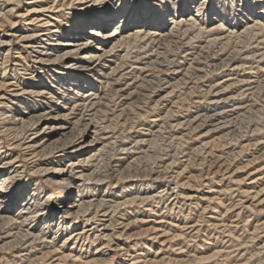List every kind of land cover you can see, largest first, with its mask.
I'll return each mask as SVG.
<instances>
[{"label":"bare ground","instance_id":"6f19581e","mask_svg":"<svg viewBox=\"0 0 264 264\" xmlns=\"http://www.w3.org/2000/svg\"><path fill=\"white\" fill-rule=\"evenodd\" d=\"M124 2L135 3V0H124ZM181 2L182 0H177L178 5ZM214 3L215 7L212 11L205 14L207 10H201L200 16L194 22L191 16L184 15L189 10L187 4L184 8L174 9V15L163 21L150 17L143 10L122 8V0H100V3H96L95 0H0V13H2L0 31H4V35L0 36V264H205L211 263L210 261L223 254L218 250L219 247L212 253L203 251L197 254L196 251V253L184 251L183 247L187 246L181 244H184L187 238L183 233L185 227L182 223L161 216L159 213L161 209L151 207V203L161 198L162 191L160 194L156 190L153 191L154 187L151 183H148L147 188L144 189L145 186L141 187L135 183L136 180H133L130 174L134 167L138 169V161L143 157L141 154L144 147L141 144L145 143L144 132H152L154 128L147 124L143 125L142 132H139L144 137H134L130 129L137 127L135 128V125L132 127L134 123L130 120L132 117H129L134 115L133 121L136 117L148 119L146 114L141 113L144 111V106L139 100L138 92L139 89L141 91L145 79L147 80V72L158 64V59L155 58L158 55L155 56L156 53L150 47L166 39L177 38L180 34L188 33L193 29L199 37L206 36L205 33L208 37L217 36L214 33L218 30L228 32V25L241 26L242 31H238L237 36L247 34L248 37H259L263 39L261 42H264V26H261L259 20L246 14L237 15L236 0H214ZM117 16H119V27H114L111 22L117 19ZM125 16L128 17L127 20L124 19ZM8 27L11 29L6 30ZM229 33L232 35L235 31L231 30ZM224 35L222 37L226 38ZM228 36L226 39L231 38ZM190 38L192 40V37ZM218 40V37H213L206 41L213 45ZM15 41L21 46L11 49ZM209 43L203 48L209 46ZM245 59L264 63V51L248 54ZM182 60L177 63H183ZM259 66V70L264 72V64ZM233 80L234 78H229L203 90L204 103L207 99H212L211 106H207V114L210 109L217 114L210 117L206 112L205 115L198 112L196 117L188 121L187 126L192 130H198L202 128V118H204L205 121L210 119L212 126L216 128L213 130L209 127L207 131L209 135L205 132L208 140H205V135L201 136L205 141H202L201 147L191 150L193 156L203 154L201 152L208 147L216 149V152L226 147L224 133L222 135L215 133L223 129L221 126L217 127L215 120L228 108L226 105L228 102L230 104L238 102L237 96L229 93L228 90L233 84L239 85L243 82L242 84L252 86L257 82L245 81V79L236 82ZM263 83L264 81L262 84L261 82L258 83L259 85L255 84L253 88L255 95L263 89ZM167 97L162 95L160 99L157 97L155 100L153 112L159 110V113L153 117L150 124L158 125L165 118L173 115L172 108L177 102L167 100ZM164 101L168 102V105H164ZM235 108L237 111L235 113L239 115L246 116L248 113L241 107ZM181 125L183 123L173 127H178L176 130L179 131ZM187 126L185 129L188 128ZM179 135L174 137L175 142L188 144L184 142L186 136ZM132 143L134 146L130 147ZM118 144H120L119 148ZM184 144L181 146L186 147ZM240 144L242 147L232 155L227 154L226 157L219 155L215 165L208 168L207 174L228 175V179L238 185H245L244 193L254 201L249 208L263 213L264 165L258 166V162L264 160V156L246 160V164H242L237 169L231 167L234 165L232 163L246 155L248 148L250 150L252 145H260L259 143ZM146 151L144 150V153ZM211 155L213 156V153ZM128 157L134 159L137 166L132 167L127 160ZM186 170L187 168H184L175 175L180 178ZM244 170L248 175L242 174L241 176L245 177L241 178L239 173L242 171L244 173ZM176 176H172L171 179H177ZM201 177L190 174L181 178L185 180L178 184L181 187V194L187 203L191 204L189 206L186 203L189 207L194 206V210L200 207L202 214L211 213L221 217L225 203L222 181L216 183V188L209 184L204 189H200L205 185L199 187L190 184L191 180L199 181ZM109 202L111 205H108ZM103 204L107 206L103 207ZM141 204L143 207L140 206ZM137 209L140 210V214ZM228 212L225 211V214ZM178 214L176 213V217ZM237 218L239 219L238 216ZM260 225L264 227V222ZM195 229L197 231V228ZM134 230L136 232L132 233ZM123 240L125 243H121L124 242ZM113 242L115 247L112 245ZM175 246L180 248L175 251L177 256L173 257L169 252L174 250Z\"/></svg>","mask_w":264,"mask_h":264},{"label":"rangeland","instance_id":"374dc122","mask_svg":"<svg viewBox=\"0 0 264 264\" xmlns=\"http://www.w3.org/2000/svg\"><path fill=\"white\" fill-rule=\"evenodd\" d=\"M227 28L229 29V31H231V30L235 31V34L232 33V35H231L229 33V31L225 32L226 30L225 31L222 30L223 31V33H222V31L218 30V31H216L214 33L215 35L217 34V36L208 37V35L205 33L206 36L202 35L201 37H199V36H197L196 30L193 29V30H189L188 33L180 34L179 36H177L178 39L175 38V37H174L175 39L174 38L173 39H166V40L160 42L159 44L150 47V49L156 53L155 56L158 55L157 57H155L156 59H158L157 60L158 64H156V67L155 66L153 68L151 67L152 68L151 71L147 72V74H148V75L146 74L147 80L145 79V81L143 82V86H141L142 87L141 91L139 89V92H138L139 100L142 102V105L144 106V111H141V113H143L144 115L146 114L148 119L136 117V119L133 121L132 118L134 117V115H130L129 117H132L130 120H131L132 123H134V124H132L133 125L132 127H134V125H135V128L137 127L136 129H132V130L130 129V131H133L132 135L134 137L140 138L141 136H143L142 133H141L142 132L141 129H143V127H144L143 125H146V124L149 125V126L154 127L153 128L154 132L153 131L149 132V133L148 132H144V134L146 133L145 137L143 136L144 140H145L144 142L145 143L147 142V143H146V145H145V143L141 144V146L144 147L142 149L143 153L141 154V156L143 155V157H142L141 161H138V169H136L137 167L136 168L134 167V165L137 166V163H135V161H133L134 159L132 160L131 158H129L130 157L129 156L127 158V160H128L129 163H131V166L134 167L133 169L131 168L132 170L130 171V174L132 175L133 180H136L135 183H138L139 185H141V187L145 186L144 189L147 188L146 185L148 183H151L153 185V187H154L153 191L156 190V192H158L159 194L162 191V193H161L162 194V196H161L162 199L158 198L157 201H155L154 203H151L152 204L151 207H156L157 210L161 209V210H159V213H160L161 216L167 217L169 219H172V220H175V221H177L179 223H182V226L185 227L183 233L185 235H187L186 236L187 238H186V242L184 244H181V245H183V246L186 245L188 247V249H186L187 247H183L184 251L188 250L189 252L192 251V253L193 252L194 253L197 252V254H199L200 252H203V251L204 252L209 251L210 253H212V252L216 251L218 249V247H219L218 250L222 251L223 254H221L219 256V258L217 257V258L213 259L214 261L213 260L210 261L211 263L208 262V263H205V264H236V263L237 264H264V248H263L264 247V229H263L264 227H263V225H260V224H263V222H264V217H263L264 216V210H263V213H260V210H258V211L254 210L253 211L252 209L249 208L253 204L254 201H252L253 200L252 197H248L244 193L245 187H243V186H245V185H238L233 180L228 179L229 178V177H227L228 175L227 176H222V175L213 176V175H208L207 174L208 168H210L211 165H212V167L215 165V161H216V159H217V157L219 155H221L222 157H223V155H224V157H226L227 154L228 155H232L234 153V151L239 150V148L242 147L240 143H242V144L259 143L260 145L259 146L258 145L257 146L252 145L250 147V150L248 148L247 152L245 153L246 155L244 154L245 155V156L243 155L244 157L240 158V160H236L237 162L232 163V165L233 164L235 165V163H236V165L235 166L233 165L231 167H235L237 169V167L242 166V164L245 165L246 164V160H250V159L254 160L256 158L264 156V87H262L263 89H261L259 93H256V95L254 94L255 92H253L254 91L253 88H254L255 84L257 85L260 82L262 84V81H264V72L259 70L260 69L259 65L264 64V63L256 61V60H248L247 61V59H245V56L248 55V54L251 55L252 53H255V52L258 53L260 51V53H261L262 51H264V42H261L263 39H260L259 37L258 38L256 36L248 37L247 34H244V35H247L246 37H244L243 34L238 35V36H240V37H238L236 35V33L239 34V32L242 31V28H241V26L239 27V25H234V26L233 25H230V26L228 25ZM9 29H11V28L8 27L6 30H9ZM227 33H228V35L229 34L230 35L228 36ZM224 34L226 35V38H227V36H228V38H230V36H231V38L230 39H226V38L222 37ZM3 35H4V31H0V36H3ZM218 35H221V36H218ZM234 35H235V37H234ZM236 36H237V38H236ZM190 37H192L193 42H191L192 40H191ZM213 37H218L219 40L216 41L215 44L211 45V43H209L208 41L211 38H213ZM168 40H170V41H168ZM206 40H208V41H206ZM222 40H225V41H222ZM165 41H167V42H165ZM226 41H227L228 45H227ZM204 42H206L207 44L209 43L210 45L207 46L206 48H203L204 45H207ZM220 42L222 43V45H221ZM223 43H224V45H223ZM259 45H261V46H259ZM12 46L13 47H11V49L12 48L15 49L17 47H20L21 44H19L18 41H15ZM222 48H224L225 50L222 49ZM179 49H180V51H179ZM198 50L199 51L201 50V51L199 52ZM226 50H227V52H226ZM15 51L16 50H14V52ZM187 52H189V53H187ZM243 52H245V53L242 54ZM190 56H191V58H190ZM240 58H242V59H240ZM12 59H13V57L11 58V60ZM182 59L184 60V62L181 63V64H178L177 62L179 60L181 61ZM197 59L199 61H197ZM227 59H229V61H227ZM185 60H187V61H185ZM230 60H233V61L231 62ZM243 60H244V62H243ZM236 61H238V62H236ZM191 63L194 64V65L191 66L190 65ZM246 63H248V64H246ZM254 63H255V65H254ZM243 64H244V66H243ZM226 65H227V67H226ZM239 65H240V68H239ZM176 66H178V67H176ZM197 67H198V70L200 72L197 70ZM178 68L179 69L181 68V69L177 70ZM236 71H237V73H236ZM150 73H151V75H150ZM175 73L178 76V78H176L177 76H175ZM232 75H234V76H232ZM258 76H259V78H258ZM238 77H240V78H238ZM252 77H254V78H252ZM255 77H257L258 80H256L257 78H255ZM229 78H234V80H233L234 82L240 81V80H244V79H245V81H253L254 80V81H257V82H254V84L252 86H251V84L250 85L242 84L243 82L239 83V85L238 84H236V85L233 84L232 87L233 86L234 87L233 88L231 87L228 90L229 93H232L235 96H237L238 102H231V104H230V102H228L226 104L228 108H226L223 111V113L218 116L219 118H216V120H215V123L218 125L217 127H220V126L223 127V129L217 130V132H215V133L216 134L218 133V135H219V133H220V135H222V133H224V135H225L224 146H226V147L220 149L221 151L217 150V152H216V149L214 150L211 147H208L209 149L206 148L204 151L206 153H207V151H209L211 153L208 152L206 154L203 151L201 153H203L205 155H203V154H199V155L198 154L197 155L194 154V156H193L192 155L193 153H191L193 151V149L195 147L198 148L200 145H202V143H203L202 141H205V140L209 139V138H206L207 135H209V133L207 132L209 127L213 128V130H214L216 128V126H212L210 119H207L205 121V119L202 118V120H203L202 121L203 123L201 124L202 128H199L198 130L193 129L194 130V132H193V130L190 129L187 126V125H189L188 121L192 120L193 117L194 116L196 117V115L199 114V113H203L205 115V112H206V115L207 116L210 115V117H211V115L215 116L217 114V113L215 114V112L211 111V109H210V112H208V114H207L206 109H207L208 105H209V107L211 106L212 99H207L206 103H204L205 100L203 98L204 97V95H203L204 91L203 90H207L209 86L214 85L217 82L218 83H222V82H224V80L226 81ZM248 79H250V80H248ZM139 81H140V79H139ZM158 82L161 83V84H159ZM263 85H264V83H263ZM160 87H161V89H160ZM246 89H248V90H246ZM168 90L170 91V93H169ZM189 90H191V91L189 92ZM142 92L144 93V95H143ZM191 92H192V94H191ZM166 94L169 95V96L167 97ZM185 94L188 97L185 96ZM240 94H243V95H240ZM252 94H253V97H252ZM140 95H141V97H140ZM162 95H164V97H167V100L169 99V100H174L172 102H177L175 104V107L172 108L173 109V112H172L173 115L168 117L167 119L165 118L163 120L166 123H163V121H162L158 125L150 124L151 120L154 119L153 117L158 115L157 113H159L158 112L159 110H157V112L156 111L153 112L154 110H153L152 107L154 106L155 100L157 99V97L160 99L162 97ZM183 95H184V97H183ZM177 96L178 97L180 96L179 97L180 99ZM207 96L209 97L210 94H208ZM207 96H206V98H208ZM238 96H239V98H238ZM240 96L244 97L246 99H244V98L242 99ZM141 98H142V100H141ZM151 100H153V101H151ZM257 100H258V102H257ZM181 101H183V102H181ZM163 103H164V105H168V102H166V101H164ZM238 104H240V105H238ZM247 104H248L249 108L247 107ZM150 105H151V107H150ZM177 105H179V106H177ZM235 107H241L242 110H245L246 112H248L247 115L245 116V115H239L238 113H235V112H237ZM244 107H245V109H244ZM228 109H230V110H228ZM221 111H219V113H221ZM257 112H259V113H257ZM191 114H194V115L191 116ZM251 114H252L253 117L251 116ZM221 116H223V117H221ZM230 118L232 119L231 121H230ZM207 121H209V122H207ZM223 121H224V123H223ZM234 122H235V124H234ZM179 123L180 124L183 123V125H181V128L179 127V131L180 132L178 130H176V129H178V127H173V126L179 125ZM230 123H231V125H230ZM213 125H215V124L213 123ZM232 125H233V127H232ZM129 126L131 127V125H129ZM182 126L183 127L185 126V127L183 128ZM186 126L188 127L187 129H190V131L185 129ZM158 127L160 128V130H159ZM182 129H184L185 131L182 130ZM255 129H258V130L256 131ZM139 131H141V132H139ZM182 131H184V132H182ZM205 132L207 133V135H206ZM135 133H137V134H135ZM185 133H188V135L185 134ZM183 134L187 137V138L185 137V139H184L185 141L184 142H186L188 144H184V143L181 144V142H178V143H180V144H178L177 141L175 142L174 137H176V135L181 136ZM204 135H205L206 139L204 137L202 139L201 136H204ZM242 138H245V139H242ZM186 139L188 141H186ZM151 141L153 143H151ZM148 142L150 144H152V145H149ZM226 142H228L229 145ZM172 143H174V144H172ZM183 144L186 147L181 146ZM234 144H235V146H234ZM236 144H238V146ZM119 145L120 144L117 145L118 148L120 147ZM132 145L134 146V144L132 143L130 145V147H132ZM150 146H152V147H150ZM146 149H147V151H146ZM227 149H229V150H227ZM144 150L146 151L145 152L146 154L144 153ZM232 150H233V152H232ZM185 152H188V153H185ZM212 153H213V156L211 155ZM190 154H191V156H189ZM214 154H216V155H214ZM261 162H264V160H262ZM261 162L260 161L258 162L259 163L258 166L259 165H264V163H261ZM167 165H169V166H167ZM165 167H167V168H165ZM168 168H170V169H168ZM184 168H187L186 172L189 173V175L193 174V175H195L197 177L199 176V178L202 175H204V177L202 176L199 181H196V180H194V178H192L194 181L191 180L192 183H190L193 186H199V187H202L203 186L202 184H204L205 186L200 188V189H204L206 187V185H209V184L211 186H215V188H216V186H217L216 183L219 180L222 181L221 185L223 186V190H225V192L223 193V202H225V203H224V208H223L224 210L223 209L221 210V212H222V214H221L222 216L220 215L221 217H218V216H216L214 214H211V213L206 214V215L202 214V211H201L200 207L197 210H194L195 209L194 206L189 207L191 204L187 203V200L181 194L180 185L178 186V184L180 182H184L185 181V180H182L181 178H183V177L185 178L186 176L188 177L189 175L186 172L180 178L175 175V173L176 174L180 173ZM149 169H150V171H149ZM248 170H249V168H248ZM246 172L247 171L244 170V173L242 171L241 173H239V175L241 176L242 174H244L245 176H247L248 173L246 175L245 174ZM250 172H252V171H250ZM172 176L173 177L176 176L177 179L176 178L175 179L174 178L171 179ZM245 176H241V178H243ZM212 177H214V178L217 177V178H215V179L213 178L212 179ZM236 179H234V180H236ZM215 180H217V181H215ZM226 180H228V182ZM241 188H242L243 191L241 190ZM205 191H207V190L205 189ZM177 194H179V195L181 194V195L179 196ZM181 197H183L184 199L181 198ZM107 200H109V199H107ZM158 202H160V203H158ZM105 203H107V202H105ZM108 205H111V202H109ZM104 206H107V205L103 204V207ZM140 206L143 207L142 204ZM168 207H169V209H168ZM171 208H172V210H171ZM177 208H178V210H177ZM245 208H247V209H245ZM140 209H143V208H140ZM235 209H236V211H235ZM167 210H169V211L166 212ZM190 210H191V213H190ZM136 211L140 214V210L137 209ZM223 211H224V213H223ZM225 211H229V212L225 214ZM180 212H182V213H180ZM195 212H196V214H195ZM176 213H179L177 215V217H176ZM183 213L185 214V216H184ZM200 213H201V215H199ZM241 213H243V214H241ZM210 214L213 215V217ZM146 215L147 214H144V216H146ZM191 215H193V216H191ZM196 215H197V217H196ZM232 215L234 216V218H232L233 217ZM251 215H252V217H251ZM208 216H210V217H208ZM227 216H228L229 219L227 218ZM237 216L239 217V219L237 218ZM185 217H186L187 220H185ZM189 217H190V219H189ZM195 217H196V219H195ZM214 218H216V219H214ZM180 219L183 220V221H181ZM201 219H202V221H201ZM203 220H204V222H203ZM191 221H193V222H191ZM226 221L228 223H226ZM258 221H259V223H258ZM197 223H198V225H197ZM252 223H254V224L252 225ZM217 225L218 226L221 225L220 227L222 228V230ZM205 226H206V228H205ZM235 226H236V229H235ZM246 226H248V227H246ZM188 228H189V230H188ZM195 228H197V231H196ZM212 228L215 229V231ZM203 229L205 230L206 233L204 232ZM254 229H255V231H254ZM134 232H136V230L132 231V233H134ZM197 232H198V234H197ZM225 232L228 233V234L226 235ZM214 233H216V234H214ZM205 234H208V235H205ZM209 235H211V236H209ZM189 236L190 237L192 236V237L190 238ZM192 239H193L194 242L191 241ZM144 240H146V239H144ZM189 241H190V243H189ZM239 241H240V243H239ZM114 242L116 243V241H114ZM114 242H113L112 245L115 247V243ZM121 243H125V241L121 242ZM186 243H188L189 245L186 244ZM250 243H252V244H250ZM254 244H256V245H254ZM191 245H192V248H191ZM194 245H195V247H194ZM114 247H112V248H114ZM215 247H217V248H215ZM255 247H257V248H255ZM177 248L179 249L180 247L175 246L174 250H171L169 252V254H171L173 257H176L177 256V254H176L177 252H175V251H177ZM224 249H225V252H224ZM209 254H207V255H209ZM243 254H244V256H243ZM225 255L227 257L229 256L228 259L225 258L226 257ZM220 257H222V258H220ZM252 257H253V259H252ZM216 261H218V262L216 263ZM224 262H227V263H224ZM199 264H203V263H199Z\"/></svg>","mask_w":264,"mask_h":264},{"label":"snow or ice","instance_id":"6c2138e0","mask_svg":"<svg viewBox=\"0 0 264 264\" xmlns=\"http://www.w3.org/2000/svg\"><path fill=\"white\" fill-rule=\"evenodd\" d=\"M96 3H100V0H95ZM187 4L188 11L184 13L186 16H191L195 22L201 14V10H207L210 12L214 9V0H182L178 5L177 0H135V3H126L122 0L121 7L127 9H139L146 11V13L153 18L167 21L169 17L174 15V9L177 7L184 8ZM199 5V9L197 6ZM237 15H247L253 17L261 22V26H264V0H236ZM2 15V13H0ZM128 19L127 16L124 17ZM119 16L111 23L114 27H119ZM111 31V29H109Z\"/></svg>","mask_w":264,"mask_h":264}]
</instances>
